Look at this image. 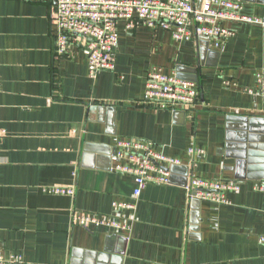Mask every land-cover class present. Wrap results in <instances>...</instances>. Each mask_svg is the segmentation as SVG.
I'll list each match as a JSON object with an SVG mask.
<instances>
[{
  "label": "crops",
  "instance_id": "obj_1",
  "mask_svg": "<svg viewBox=\"0 0 264 264\" xmlns=\"http://www.w3.org/2000/svg\"><path fill=\"white\" fill-rule=\"evenodd\" d=\"M239 1L244 13L264 16V0ZM54 5L0 0L3 252L20 254L25 264H264L258 242L264 192L253 188L264 178H236L235 158L226 154L232 143L228 115L264 118L254 78L264 69V27L227 22L234 34L220 49L209 44L206 50L203 38L177 41L169 31L146 25L127 30L120 21L115 70L91 78L81 42L73 41L67 54L55 53L49 25ZM177 65L196 69L191 111L146 105L149 69L175 74ZM118 137L150 141L183 165L174 167L169 184L146 185L135 210L126 212L128 231L83 227L74 211L110 216L114 200H133L132 178L111 169ZM191 145L204 149L196 175L239 182L227 204L188 198L183 186ZM48 186L74 187L75 193L50 194L43 191Z\"/></svg>",
  "mask_w": 264,
  "mask_h": 264
},
{
  "label": "built area",
  "instance_id": "obj_2",
  "mask_svg": "<svg viewBox=\"0 0 264 264\" xmlns=\"http://www.w3.org/2000/svg\"><path fill=\"white\" fill-rule=\"evenodd\" d=\"M50 11L49 25L54 37V51L57 55L67 54L73 41L83 44L87 53L88 75L94 78L100 71H114L115 53L118 46V23L124 22L127 30L139 25L169 31L177 41L207 39L212 49H220L234 30L227 22L246 23L264 27V16L243 12L239 0H54ZM256 90L264 99V69L254 74ZM228 82L224 81V85ZM247 92L253 94L248 88ZM198 97L195 83L168 74L161 68L149 69L145 81L144 103L157 107L189 112ZM111 169L129 175L134 183L133 200L112 202L110 216L73 212V220L83 226H104L114 231L130 229L126 212L136 208L142 190L148 183L169 184L171 168L183 162L165 155L150 141L136 137H118L113 149ZM204 149L191 145L187 149L188 167L184 189L190 200L211 201L227 204L228 192L239 190L237 180L208 179L194 173L197 157ZM255 190L264 192V183H256ZM43 191L50 194L73 196L74 187L48 186ZM131 216V215H130ZM264 244V235L258 237ZM0 264H25L18 253H4L0 242ZM157 264V263H153Z\"/></svg>",
  "mask_w": 264,
  "mask_h": 264
},
{
  "label": "water",
  "instance_id": "obj_3",
  "mask_svg": "<svg viewBox=\"0 0 264 264\" xmlns=\"http://www.w3.org/2000/svg\"><path fill=\"white\" fill-rule=\"evenodd\" d=\"M199 41H201V44L204 43V47L207 50L209 42L205 39L204 41L203 39ZM175 69V75L178 78L193 83L198 82L195 68L177 65ZM185 72H192L193 75H190V73L185 74ZM258 123H261L260 127L256 126ZM226 127L228 129L226 133L227 140L232 141V143H227L226 147H228V151L226 154H230L235 158L237 171L235 177L238 179H245V177L250 179L264 178V118L248 115H228L226 117ZM260 145L263 146L261 147ZM174 167L170 169L171 172L174 170ZM254 169L259 170V172L252 171ZM246 172L248 173L247 175ZM170 179L171 182L172 177ZM192 201L199 203L200 200L192 199ZM111 235L114 237V234ZM117 237H120L123 242L125 241V237L121 236V234ZM122 253L123 249L115 252V256L119 257V261L121 260Z\"/></svg>",
  "mask_w": 264,
  "mask_h": 264
}]
</instances>
